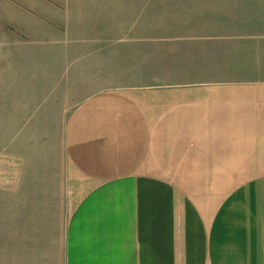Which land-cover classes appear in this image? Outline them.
I'll return each instance as SVG.
<instances>
[{
	"label": "crops",
	"instance_id": "crops-1",
	"mask_svg": "<svg viewBox=\"0 0 264 264\" xmlns=\"http://www.w3.org/2000/svg\"><path fill=\"white\" fill-rule=\"evenodd\" d=\"M0 1V264H264V0Z\"/></svg>",
	"mask_w": 264,
	"mask_h": 264
},
{
	"label": "rangeland",
	"instance_id": "rangeland-1",
	"mask_svg": "<svg viewBox=\"0 0 264 264\" xmlns=\"http://www.w3.org/2000/svg\"><path fill=\"white\" fill-rule=\"evenodd\" d=\"M2 1V0H0ZM14 2H19L20 4H22L24 7H30L28 4H27V0H3V3L6 8V10L8 9V6L11 8V7H14V6H11ZM8 5V6H7ZM15 9H17L16 7H14Z\"/></svg>",
	"mask_w": 264,
	"mask_h": 264
}]
</instances>
